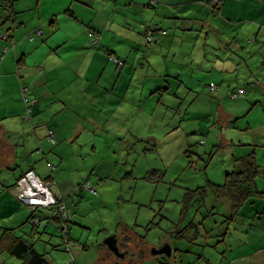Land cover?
I'll list each match as a JSON object with an SVG mask.
<instances>
[{"label": "crops", "instance_id": "obj_1", "mask_svg": "<svg viewBox=\"0 0 264 264\" xmlns=\"http://www.w3.org/2000/svg\"><path fill=\"white\" fill-rule=\"evenodd\" d=\"M205 1L0 0V196L7 195L0 200V236L11 229L50 264H61L48 250L57 249L56 241L42 238L46 230L32 226L34 240L26 239L31 210L11 190L24 172L33 169L49 180L54 194L71 208L69 233L62 235L71 250L74 220L88 228L75 214L84 205L86 210L88 194L102 188L100 202L128 203L110 193L119 190V180L124 191L128 178L143 177L144 172L120 167L116 154L130 160L153 145L154 158L159 145L170 142L178 147L174 162L188 161L194 154L193 128L205 134L262 112L264 0H225L217 10ZM158 24L167 34L156 33L160 39L150 46L146 32ZM89 29L100 35L99 44L88 36ZM109 52L123 58L124 66L111 61ZM211 82L217 83L215 92ZM24 88L38 100L32 109ZM241 88L245 92L237 94ZM51 131L53 139L48 137ZM219 139L217 147L238 145L227 134ZM203 140L206 144L204 137L199 143ZM239 157H234L235 171L242 170ZM110 172H117L119 180L110 182ZM249 208L231 219L242 217L249 228L234 248L245 251L228 264L247 259L248 264H264V214L252 218ZM50 214L43 212L46 225L60 230L58 219L47 218ZM223 242L227 244V237ZM232 254L225 249L218 263ZM0 264L21 260L4 252Z\"/></svg>", "mask_w": 264, "mask_h": 264}, {"label": "rangeland", "instance_id": "obj_2", "mask_svg": "<svg viewBox=\"0 0 264 264\" xmlns=\"http://www.w3.org/2000/svg\"><path fill=\"white\" fill-rule=\"evenodd\" d=\"M145 23H141V25ZM90 30L95 32V30L89 29L88 34ZM148 31L150 32V29ZM95 33V36L90 34L88 36L93 39L95 44H99L101 37L97 32ZM96 36L99 37L98 41H96ZM148 41L150 46L155 43V41L151 42L149 37H147ZM119 58L123 61L122 66H124L125 60ZM109 59L119 65L112 57ZM259 108L262 109V112L254 111L248 117L241 118L229 126H224L223 129L219 127L208 130L205 134H199L198 129L193 128L192 131L197 133L194 134L192 141L191 149L194 154L188 158V161L176 160L174 162L173 154L178 152V147L170 142L160 144L159 154H155L154 158L150 154L154 149L153 145L145 146V148L152 149L149 152L142 153L141 150H138L137 155L130 160L124 155L116 154L120 167L128 166L138 173H145L148 168V176L147 174L144 176L143 173L142 178L138 174H136L138 177L136 179L128 178L130 181L127 183L126 189L122 191L123 182L117 177L118 173L110 172L114 174V179H111L110 182H115L116 179L120 183L119 190L111 192L110 196L112 198L121 197L120 199L124 197L128 203H122L121 200L117 203L113 201L110 203L100 202L98 198L101 196L102 199L105 193L102 188L97 190L96 187V192L91 193L98 196L88 194L86 210H84L85 205L79 212L75 210V214L82 217L81 221L88 225V228H84L82 224H79L80 222L74 220L71 224L72 237L69 244L71 250L66 249V242L64 243L66 239L62 238V231L56 227L47 226L46 220H42L38 227L39 231L46 230L42 238L52 237L57 243L58 250L50 247L48 250L60 259L61 264H70L71 259L76 262L74 264H93V259L98 255L100 256L94 260V264H112L116 256L104 243V240L111 234L119 233V238L125 241L122 248L129 251V256L123 261L125 264H143L142 253L146 260L154 259L153 264H157L158 260L159 264L167 263V256L154 252L164 241L172 242L173 248H177L176 262H174L173 256L172 264H210L209 260L213 264H221L218 261L225 249L226 252L232 251L233 253L230 258L224 257L225 261L222 264H228V259L233 260L237 257L236 255L245 251L240 252V248L237 250L234 248L236 240L247 235L249 227L248 225L244 226L242 217H238L232 222L231 219L234 218L230 217V214H236L237 211L233 207L230 208L227 198L221 197L210 189L209 184L210 182L223 184L227 173L235 171L234 157L255 151L259 164L256 183L261 195H252L243 207L250 206L248 212L252 218L258 213L264 214V109L261 106ZM170 109H174L172 104H170ZM226 134L230 138L233 137L238 145L223 144L217 147L220 143L219 136L224 137ZM202 137L207 139L206 144L199 143ZM209 137H211L210 141ZM234 148H242V150L238 149L232 152ZM203 154L206 157L201 158L200 155ZM135 185L137 188L133 189L132 186ZM189 187L193 191L198 190V193L192 197L191 204L187 211L185 210L181 223L182 203ZM134 190L136 191L134 192ZM5 196L7 195L0 196V200ZM10 198L13 202H19L15 201L13 196ZM20 205L23 207L22 204ZM23 209L25 210V207ZM252 209H255L256 212L251 214ZM241 211L244 214L247 209L242 208ZM53 218L59 221L61 219L59 214H53ZM246 220L249 223L252 221L249 217ZM192 221L193 223H190ZM32 226V220H29L26 224L27 233H25L28 240H34L29 234ZM255 226L260 227L258 224ZM176 229H181L182 236L179 239H176L177 235L169 236L171 233L175 235L173 230ZM195 234L197 235L195 236ZM225 237H227V244L224 245ZM78 238L81 244L76 241ZM37 243L44 244V241H37ZM78 245L84 247L77 248ZM2 253L4 252L1 251L0 254ZM248 261L249 259L246 262L239 261V264H248Z\"/></svg>", "mask_w": 264, "mask_h": 264}, {"label": "trees", "instance_id": "obj_3", "mask_svg": "<svg viewBox=\"0 0 264 264\" xmlns=\"http://www.w3.org/2000/svg\"><path fill=\"white\" fill-rule=\"evenodd\" d=\"M205 2L211 8V10H217L221 6L220 5V6L215 8V6L213 7L211 2L209 3L208 0H206ZM9 16L4 15V18L9 19L10 18ZM157 26L160 27L161 29H166V28L162 27L160 24H158ZM151 27H152V29H150V31L153 30V26H151ZM148 33H149V31L146 32V38L148 37ZM147 43H149V41ZM112 55H117V54L113 53V52L108 53L109 57H111ZM118 57H120V56H118ZM238 160L242 164V170L241 171H233V172L227 173V177H226L225 182L223 184H218V183H214V182H210V184H209L210 189H212L215 193H217L221 197H224V198L226 197L232 201V204H233L232 207L235 211H237L236 214L241 212V210H242L243 206L245 205V203L247 202V200L250 199L249 197H251L252 195H254V196L261 195V194H259V193H261V191L259 190L257 183H256V178H257V175L259 173V164H258L256 156H255V151H252V152H249L247 154L240 156L238 158ZM147 176H148V174H147ZM15 185H16V182L11 187V190L13 193H14ZM197 191L198 190L193 191L191 189H188L185 192V195H184L185 199L183 200V203H182L183 206H182V210H181V212H182L181 220H183L184 214L191 204L192 197L194 196V194L198 193ZM14 195L16 196L15 193H14ZM236 214H230V217L235 218ZM32 217H33V214L31 212V218ZM70 221H71V219H70ZM70 221H69V224H70ZM192 223H193V221H192ZM33 226H35L34 228L39 227V226H36L34 224H33ZM60 231H62L63 235L64 234L68 235V233H69V231H66V233H65L61 229H60ZM180 232H181V229H176L174 231L175 235H173V236L177 235L178 239L181 238L182 235H180ZM196 235L197 234H195V236ZM64 237L66 238V236H64ZM66 249H68V248H66ZM69 250H70V248H69ZM1 251L2 252H9V253L13 254L14 256L18 257L21 260V264H50V260L45 257L44 253H41L38 249H36L34 247V245H28L27 243H25L20 237L15 235L13 233V230H11V229H6L0 236V252ZM70 264H74L72 259L70 261Z\"/></svg>", "mask_w": 264, "mask_h": 264}, {"label": "built area", "instance_id": "obj_4", "mask_svg": "<svg viewBox=\"0 0 264 264\" xmlns=\"http://www.w3.org/2000/svg\"><path fill=\"white\" fill-rule=\"evenodd\" d=\"M211 2L212 6L215 8L220 6L225 2V0H208ZM158 27V26H156ZM156 33L167 34V29H161L158 27L155 30H151L149 32V40L151 42L157 41L158 36ZM91 36H95L96 33L90 30L89 33ZM98 36H96V41H98ZM113 60H115L119 65L123 64V61L114 55L111 56ZM211 91L215 92L217 89V83L211 82ZM26 100L30 102L29 106L32 109V105H34L38 100L36 98H32L28 95V88H24ZM245 92L244 88H241L237 94H243ZM233 94L234 96L237 95ZM49 138L53 139V131L48 135ZM204 142V141H203ZM89 187H91L89 185ZM14 193L16 196L26 204L31 210L33 217L31 218L33 224L36 226H40L42 220L44 219L43 212L44 210H50V215L47 216L48 219L53 218V214H59L61 219L59 221V228L63 230L65 233L68 231L69 221L72 218V210L71 208L65 204L63 200H60L51 189V182L49 180L41 178L33 169L27 170L17 179L16 185L14 187ZM52 204H54L52 206ZM54 210L51 211V209ZM70 248V247H69Z\"/></svg>", "mask_w": 264, "mask_h": 264}, {"label": "flooded vegetation", "instance_id": "obj_5", "mask_svg": "<svg viewBox=\"0 0 264 264\" xmlns=\"http://www.w3.org/2000/svg\"><path fill=\"white\" fill-rule=\"evenodd\" d=\"M192 223V222H191ZM180 235H182V233H180ZM116 236H117V244H118V246H119V250H120V252L121 253H124V255L123 256H120V255H118L117 253H115L113 250H111L110 248H109V246H108V248L111 250V252H113L114 253V255L116 256V259L114 260V262H112V264H125L123 261L129 256V251H128V249H123L122 248V244L124 243L120 238H119V236H118V234H116ZM104 243H105V241H104ZM167 244H169V245H171V247H172V254L171 255H167V253L166 252H163V253H161V254H163L164 256H167V258L168 259H166L167 260V263H162V264H172L171 263V260L173 259V256H174V260H176V257H175V254H176V252L175 251H177V248H173V243L172 242H169V241H164L163 243H162V245L158 248V249H155L154 250V252H156V253H159V250L160 249H162V248H164ZM142 252V251H141ZM132 258V257H131ZM175 262V261H174ZM142 263L143 264H146V263H149V264H153L154 263V259H153V262L152 263H150V262H148L146 259H145V255H143V253H142ZM157 264H159V260H158V262H157Z\"/></svg>", "mask_w": 264, "mask_h": 264}, {"label": "water", "instance_id": "obj_6", "mask_svg": "<svg viewBox=\"0 0 264 264\" xmlns=\"http://www.w3.org/2000/svg\"><path fill=\"white\" fill-rule=\"evenodd\" d=\"M30 118V115L28 116V118L26 119H29ZM204 141V140H203ZM203 141H201L202 144H205ZM201 156V155H200ZM203 157V156H202ZM33 223V222H32ZM105 243L109 246V248L111 250H113L115 253H117L118 255L120 256H123L124 253H121L120 250H119V246L117 244V236L116 234H111L109 235L108 237L105 238ZM174 250V249H173ZM172 247L171 245L167 244L164 248L160 249L159 250V253H163V252H166L167 255H171L172 254Z\"/></svg>", "mask_w": 264, "mask_h": 264}]
</instances>
